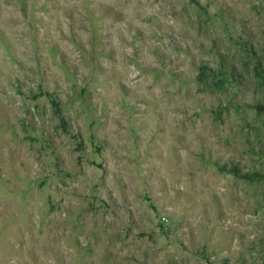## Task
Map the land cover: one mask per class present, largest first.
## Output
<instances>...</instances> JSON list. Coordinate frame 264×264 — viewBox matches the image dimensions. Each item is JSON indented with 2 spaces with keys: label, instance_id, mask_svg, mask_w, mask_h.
Listing matches in <instances>:
<instances>
[{
  "label": "rangeland",
  "instance_id": "rangeland-1",
  "mask_svg": "<svg viewBox=\"0 0 264 264\" xmlns=\"http://www.w3.org/2000/svg\"><path fill=\"white\" fill-rule=\"evenodd\" d=\"M0 264H264V0H0Z\"/></svg>",
  "mask_w": 264,
  "mask_h": 264
}]
</instances>
